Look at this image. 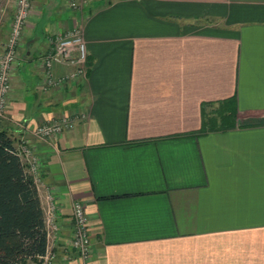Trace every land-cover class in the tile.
<instances>
[{"label":"crops","instance_id":"0c3cea01","mask_svg":"<svg viewBox=\"0 0 264 264\" xmlns=\"http://www.w3.org/2000/svg\"><path fill=\"white\" fill-rule=\"evenodd\" d=\"M33 0L7 118L57 204L56 264L77 253L84 203L94 264H264V0ZM1 2L0 52L15 0ZM80 26L86 79L44 88L42 56ZM88 67V62H87ZM70 67L55 65L61 76ZM235 97L236 126L202 106ZM85 113L52 139L33 130Z\"/></svg>","mask_w":264,"mask_h":264},{"label":"built area","instance_id":"2783aa9c","mask_svg":"<svg viewBox=\"0 0 264 264\" xmlns=\"http://www.w3.org/2000/svg\"><path fill=\"white\" fill-rule=\"evenodd\" d=\"M33 0H15V12L7 41L0 52V119L7 118L9 97L13 89L14 73L20 60L19 48L24 37L27 21L32 9ZM93 0H71L70 6L75 9H84ZM53 48L42 56L45 66V89L52 86H64L70 82L84 80L88 74V48L83 29L76 26L65 33H59L52 39ZM55 65L70 67L71 70L61 76L54 75ZM85 113L75 112L65 114L59 118L47 120L38 125L33 133L41 139H52L66 129L74 127L76 122L85 118ZM17 150L27 165L28 172L33 176L42 206L45 212V222L48 231V247L45 255L40 257L38 264H56V254L51 249L50 242L58 225L56 222L57 204L52 189L42 179L41 160L31 148L27 139H23ZM74 232L71 246L77 253L75 259L69 256L62 264H94L92 253L93 243L90 234V221L84 203L75 200L72 205ZM24 264V263H19Z\"/></svg>","mask_w":264,"mask_h":264},{"label":"trees","instance_id":"16d2710c","mask_svg":"<svg viewBox=\"0 0 264 264\" xmlns=\"http://www.w3.org/2000/svg\"><path fill=\"white\" fill-rule=\"evenodd\" d=\"M91 60L88 58V72ZM202 106L200 132L236 126L235 97ZM210 108V109H209ZM48 247L41 197L18 153L15 139L0 129V264H38Z\"/></svg>","mask_w":264,"mask_h":264},{"label":"rangeland","instance_id":"374dc122","mask_svg":"<svg viewBox=\"0 0 264 264\" xmlns=\"http://www.w3.org/2000/svg\"><path fill=\"white\" fill-rule=\"evenodd\" d=\"M3 1H4V0H0V16H1V13H2V9H1V7H2L1 4H2V3H1V2H3ZM6 1H8V0H6ZM13 1H14V0H12V2H8V4L11 5V4L13 3ZM24 33H25V32H24ZM214 106H215V105H214ZM209 109H210V108H209Z\"/></svg>","mask_w":264,"mask_h":264}]
</instances>
